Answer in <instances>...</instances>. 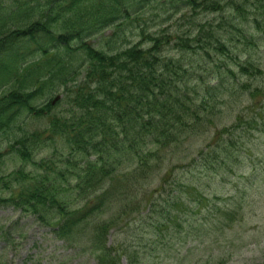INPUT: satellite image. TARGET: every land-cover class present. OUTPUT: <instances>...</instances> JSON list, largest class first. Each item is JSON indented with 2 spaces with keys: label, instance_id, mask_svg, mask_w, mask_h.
<instances>
[{
  "label": "trees",
  "instance_id": "trees-1",
  "mask_svg": "<svg viewBox=\"0 0 264 264\" xmlns=\"http://www.w3.org/2000/svg\"><path fill=\"white\" fill-rule=\"evenodd\" d=\"M143 8L158 13L145 22ZM158 20L174 21V31L168 25L147 34ZM129 30L138 32L136 44L126 42ZM258 52L264 54V0H0V141L8 142L0 164L7 156L20 163L0 177V208L73 239L116 189L132 179L137 185V173L161 166L162 154L217 114L223 90L252 98L248 108L259 113L217 130L215 145L193 163L205 171L239 168V150L264 138ZM59 94L64 112L51 104ZM33 120H47L46 128L21 132ZM54 142V154L37 161ZM26 165L45 174L30 177ZM71 198L83 205L71 209ZM107 232L91 238L97 264H116Z\"/></svg>",
  "mask_w": 264,
  "mask_h": 264
},
{
  "label": "rangeland",
  "instance_id": "rangeland-1",
  "mask_svg": "<svg viewBox=\"0 0 264 264\" xmlns=\"http://www.w3.org/2000/svg\"><path fill=\"white\" fill-rule=\"evenodd\" d=\"M157 13L143 8L141 20H151ZM160 22H150L147 34L153 35L168 25L174 31V21L164 25ZM137 34L129 30L126 42L136 44ZM100 36L90 40L97 43ZM254 59L264 65L261 52ZM260 79V84L253 83L252 87L260 86L263 77ZM58 100L53 105L57 103V111L64 112L66 105ZM252 103V98L244 99L242 92L223 90L217 114L205 118L202 127L176 149L162 154L165 160L161 166L154 162L149 172L137 173V185L132 179L133 184L116 189L114 197L87 218V226H81L73 239H59L35 218L0 208V264H97L91 238L104 227L108 232L103 238L117 257L116 264H264V138L256 135L239 150L242 160L237 169L227 171L222 166V172L205 171L193 163L200 150L215 145L212 142L217 130L234 124L238 115L248 120L259 113L248 108ZM43 126L46 128L47 120H33L21 132L41 130ZM4 138L0 141L1 153L8 147ZM54 144L57 142L48 143L36 160L50 158ZM130 164L128 161L122 168L126 170ZM19 166L13 156L5 157L0 177ZM167 168L172 169V176L159 189ZM24 172L30 177L45 174L30 165L24 166ZM29 185L22 183L23 187ZM69 205L72 209L83 202L71 198Z\"/></svg>",
  "mask_w": 264,
  "mask_h": 264
},
{
  "label": "water",
  "instance_id": "water-1",
  "mask_svg": "<svg viewBox=\"0 0 264 264\" xmlns=\"http://www.w3.org/2000/svg\"><path fill=\"white\" fill-rule=\"evenodd\" d=\"M55 100H57V98Z\"/></svg>",
  "mask_w": 264,
  "mask_h": 264
}]
</instances>
